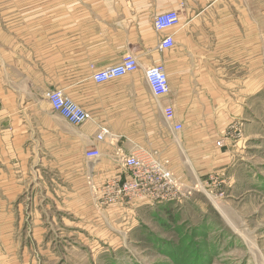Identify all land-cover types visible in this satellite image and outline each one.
<instances>
[{"label": "crops", "instance_id": "crops-1", "mask_svg": "<svg viewBox=\"0 0 264 264\" xmlns=\"http://www.w3.org/2000/svg\"><path fill=\"white\" fill-rule=\"evenodd\" d=\"M173 10L180 14L179 26L157 31L155 17ZM169 35L174 46L161 50ZM128 52L139 60L135 73L95 82L96 70ZM155 64L165 65L169 83L160 99L145 76ZM54 89L92 119L76 125L54 111L47 98ZM167 106L174 110L173 121L165 118ZM260 107L264 0L26 5V30L0 45V264H26L30 233L62 234L66 228L73 236H91L104 222L152 206L138 200L101 202L99 188L127 177L123 160L136 149L158 151L179 173L189 167L229 171L233 143L226 139L227 147L219 148L217 140L229 124L249 122ZM102 128L110 134L98 141ZM93 147L100 157H87Z\"/></svg>", "mask_w": 264, "mask_h": 264}, {"label": "rangeland", "instance_id": "rangeland-1", "mask_svg": "<svg viewBox=\"0 0 264 264\" xmlns=\"http://www.w3.org/2000/svg\"><path fill=\"white\" fill-rule=\"evenodd\" d=\"M30 3L0 0L1 46L26 30ZM226 139L235 149L229 171L172 170L185 196L104 222L91 236L30 233L26 264H264V109L229 124L217 147Z\"/></svg>", "mask_w": 264, "mask_h": 264}, {"label": "built area", "instance_id": "built-area-1", "mask_svg": "<svg viewBox=\"0 0 264 264\" xmlns=\"http://www.w3.org/2000/svg\"><path fill=\"white\" fill-rule=\"evenodd\" d=\"M180 24L178 11H167L158 14L154 19L157 31L173 29ZM174 46L172 35L166 36L160 43V49L166 50ZM140 68L137 57L128 52L118 63L108 65L96 70L93 79L97 83H106L117 78L135 73ZM146 79L156 98L167 95L169 83L164 64H155L145 69ZM47 98L54 111L59 113L70 123L81 125L92 119V114L67 96L62 90L54 89L47 93ZM165 118L173 121L174 110L172 107L164 108ZM176 131L182 130L181 124H175ZM110 131L102 128L97 135L98 141H103ZM222 145V140H219ZM87 157L98 158L101 156L99 149L93 147L87 151ZM123 165L128 171L126 178L116 177L106 182L99 188L101 202L113 204L118 201H140L148 205L178 199L186 194L182 191L177 177L169 166V160L163 159L158 151L136 149L127 155ZM188 195L191 192H187Z\"/></svg>", "mask_w": 264, "mask_h": 264}]
</instances>
